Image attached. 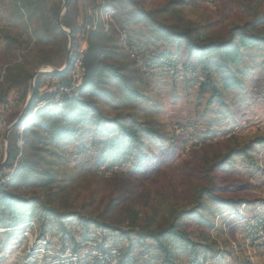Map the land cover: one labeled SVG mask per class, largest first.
I'll list each match as a JSON object with an SVG mask.
<instances>
[{
    "label": "rangeland",
    "instance_id": "374dc122",
    "mask_svg": "<svg viewBox=\"0 0 264 264\" xmlns=\"http://www.w3.org/2000/svg\"><path fill=\"white\" fill-rule=\"evenodd\" d=\"M22 2L0 0V80L6 62L22 64L32 75L38 68H59L65 60L62 49L52 56L59 67L40 62L35 22L27 20L28 11L19 10ZM169 2L170 9L160 11ZM61 4L46 0L41 9L61 12ZM114 6L98 12L105 26L112 22L123 31L131 54L140 49L162 61L154 67L141 61L136 77L140 95L124 103H118L119 96L111 103L120 108L117 112L129 114L126 122L136 126V119L155 133L141 136L144 159L107 170L95 146L81 152L82 143L98 140L96 128L82 124L76 136L56 147L60 157H54L60 177L75 182L66 187L69 203L49 202L120 230L129 229L132 219L156 228L180 214L189 240L166 238L175 264H264V44L245 49L231 66L237 85L222 90L223 101H218L209 92L200 93L198 81L205 74L196 58L149 22L154 17L203 36L227 37L234 26L258 19L253 30L258 32L264 29L259 20L264 0H114ZM92 13L86 11L89 17ZM5 36L20 41L16 59ZM167 59L178 62L176 69L168 67ZM211 77L220 85L227 75L213 69ZM30 79L19 90L29 87ZM42 83V90H53L57 80L45 77ZM18 97L12 89L0 103V162L8 143L7 117L14 109L23 110ZM6 173L0 169V176ZM200 204L201 211L190 216ZM0 264L165 263L152 239L139 241L134 233L120 238L119 231L84 227L76 213L58 218L36 204L12 213L0 207Z\"/></svg>",
    "mask_w": 264,
    "mask_h": 264
},
{
    "label": "trees",
    "instance_id": "16d2710c",
    "mask_svg": "<svg viewBox=\"0 0 264 264\" xmlns=\"http://www.w3.org/2000/svg\"><path fill=\"white\" fill-rule=\"evenodd\" d=\"M80 1L81 8L78 6ZM45 2L46 0H23L19 10L28 11L27 20L35 22L32 32L37 37L40 62L59 67L61 64L57 65L52 56L60 55L62 49L67 51L68 36L56 26L59 8L45 12L41 9ZM170 3L160 11L170 9ZM107 7L114 8V0H66L60 23L72 35L70 63L61 72L36 76L25 112L8 133L7 157L1 170L6 169L8 173L13 168V172L9 179L0 183V207L12 213L18 212L21 207L31 208L39 204L42 210L49 211L58 218L76 213L84 227L94 224L108 232L119 231L120 238H129L131 233H134L139 241L152 239L156 248L164 253V263L175 264L166 238L189 240L184 222L179 221L182 218L180 214L156 228L147 223L139 224L132 219L129 229L120 230L104 219L89 218L75 210L68 211L65 207L60 209V206L49 202L51 199H59L65 206L69 203L66 187L75 182H67L65 178L60 177L54 157H60L56 147L64 139L76 136L82 124L93 125L98 140L92 139L90 144L82 143L81 152L89 146H95L99 162H107V170L114 166H124L132 158L144 159L146 154L143 151L141 136L153 137L155 133L153 128L136 119H133L136 126L126 122L129 114L117 112L120 108L113 106L111 102L122 96L118 103H124L140 95L136 86L140 66H137L136 58L142 59L144 67H154L161 63L162 56L147 57L140 54V49L136 54H131L130 43L121 34L123 31L112 22L106 27L102 16L98 14ZM88 9L93 12L90 17L86 14ZM257 20L245 26H234L227 37L203 36L194 28L180 27L174 23L166 24L154 17H150L149 22L158 34L168 41L174 40L183 44L187 52L196 58L201 72L205 74V78L198 81L200 93L209 92L210 97L223 101L222 90L237 85V73L231 66L241 60L245 49L264 44V29L253 31L256 29ZM259 20L264 23V15ZM87 24L88 28H85ZM82 31L85 50L81 84L77 92L64 94L59 101H54L59 86L71 84L77 37ZM5 39L9 40L7 49L16 59L20 41L9 36H5ZM167 61L168 67L172 69L178 66L177 61ZM23 68L22 64L5 63L0 80V103L5 102L8 92L14 89L24 107L29 87L23 85L22 90H19V87L31 78V74ZM181 69L194 73V69L189 70L184 64H181ZM213 69L227 75L220 85L211 77ZM228 75H231L230 79ZM45 77L57 80L53 90L41 89L42 79ZM111 110L116 112L113 114ZM19 112L20 110L15 109L10 112L6 120L7 125L16 119ZM29 116L31 118L27 121ZM27 191H31L30 195H26ZM202 205L200 204L198 210L189 212V215L194 216L201 211Z\"/></svg>",
    "mask_w": 264,
    "mask_h": 264
},
{
    "label": "built area",
    "instance_id": "2783aa9c",
    "mask_svg": "<svg viewBox=\"0 0 264 264\" xmlns=\"http://www.w3.org/2000/svg\"><path fill=\"white\" fill-rule=\"evenodd\" d=\"M85 28H88V24L85 25ZM84 50H85V39H84V33L82 31L81 33L78 34V37H77L76 55H75L74 62H73L71 84L69 86H59L54 96V99H53L54 101H59L64 94H69L71 92H77L81 84L83 74H84V67H83ZM141 61L142 60L140 58H136L137 66L141 65ZM12 172H13V168H11L9 172L6 173L5 175L0 176V183L9 179V176L11 175Z\"/></svg>",
    "mask_w": 264,
    "mask_h": 264
},
{
    "label": "water",
    "instance_id": "95a60500",
    "mask_svg": "<svg viewBox=\"0 0 264 264\" xmlns=\"http://www.w3.org/2000/svg\"><path fill=\"white\" fill-rule=\"evenodd\" d=\"M65 6H66V0H62V4H61V12L65 10ZM59 12L57 18H56V26L62 30L63 32H65L68 36V45H67V51H66V56H65V60H64V63L61 67L59 68H51L49 67V69H45V68H38L36 69L32 75H31V79H30V82H29V94L27 96V100H26V103L23 107V110L21 111V113L19 114V116L11 123L9 124V126L7 127L6 129V132H5V136H4V139L6 140L7 139V135L9 133V131L11 130V128H13L16 123L22 118L24 112H25V109L29 103V100H30V96H31V93L34 89V80L36 78L37 75L39 74H44V73H57V72H61L63 71L67 66L68 64L70 63V55H71V50H72V43H73V39H72V35L70 34L69 30L67 28H65L64 26L61 25L60 23V17L62 15V13ZM6 157H7V146L5 147V152H4V157H3V160L0 162V169L3 168V165L5 163V160H6Z\"/></svg>",
    "mask_w": 264,
    "mask_h": 264
}]
</instances>
